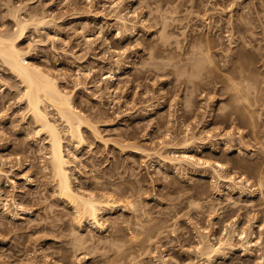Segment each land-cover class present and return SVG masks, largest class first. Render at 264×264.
<instances>
[{
    "label": "rangeland",
    "instance_id": "374dc122",
    "mask_svg": "<svg viewBox=\"0 0 264 264\" xmlns=\"http://www.w3.org/2000/svg\"><path fill=\"white\" fill-rule=\"evenodd\" d=\"M162 5L153 0H0V31L15 29V11L20 18L46 16L47 24H30L21 40L22 47H31L28 60L58 76L77 108L99 126L101 138L83 127L87 143L73 149H79L73 159L75 186L124 189L113 192L118 208L109 219L122 223L115 237L112 221L103 231L86 222L81 232L92 239L76 249L71 210L52 193L45 168L46 134H35L36 124L20 98L23 86L0 62V194L11 209L16 200L30 210L13 219L0 207V264H209L197 251L199 237L216 243L233 229H246L258 245L243 251L242 241L235 239L233 248H224L225 258L212 264H264L259 258L264 256V190L250 198L249 185L244 195L230 191L209 168L176 169L132 147L158 150L162 140L178 146L160 152L177 157L184 140L195 135V147L188 149L195 157L220 161L221 174L256 183L253 172L259 163L264 166V0H167ZM119 12L127 15L129 29L116 21ZM163 21L168 43L164 51L149 49L161 46ZM237 23L249 29L237 30ZM207 42L213 64L203 56ZM235 95H260L251 117L242 113L245 101ZM48 110L56 118L55 110ZM209 134L214 137L205 139ZM241 136L253 150L235 145ZM202 142L214 146L217 155ZM127 200L135 205L127 206ZM149 215L163 227L161 234L141 245H124L131 235L125 221L137 218L142 224L152 219Z\"/></svg>",
    "mask_w": 264,
    "mask_h": 264
},
{
    "label": "bare ground",
    "instance_id": "6f19581e",
    "mask_svg": "<svg viewBox=\"0 0 264 264\" xmlns=\"http://www.w3.org/2000/svg\"><path fill=\"white\" fill-rule=\"evenodd\" d=\"M153 1L158 2L159 6L162 7V9V4L167 2V0ZM117 6L118 5L114 7ZM119 13L120 14L117 13V15L115 16L116 21H118L119 24H121L122 26H125L127 29H129L128 23L130 21L127 19V15L121 12ZM38 16H35V14H29V17L27 18L26 16L20 18L21 16L19 17V15L16 14V11L14 12L15 29L11 31L8 29H1L0 31V62H2L4 66H7V69H9L11 73H13L18 78V80L23 86L20 98L22 100H25L27 112L31 115L32 119L36 124V128H34L35 134L38 136L43 133L46 134V137L44 139H46V142L48 143L47 159L49 166H45V168L49 167L50 169L49 173L52 183V193L57 195L56 199L58 201L63 204L67 203L66 205L70 208V215L72 216L74 222L73 224L76 227H74L76 233L75 231H73L75 234L72 236V242L74 243L76 249H81L86 242L92 239L90 238V236L85 235L84 232H81L83 225L87 222V224L93 229H100L101 231L105 230V222L110 220L109 217H111V214H114L116 208H118V206L116 205L117 200L114 197V193L122 194L124 189L118 186L111 187L106 185L102 187L96 185L97 190L95 191L97 192H95L94 190L92 191V189L89 190L85 188H80L78 186H75L74 184L73 176L76 175V171L73 167L74 160L77 159V152L79 149L75 148V151H73V149L75 146H82L87 143L83 127H88V129H90L89 131H91V133L93 132V134H95L96 136H100V130L98 129L99 126H96L97 123L94 124L92 121H90L91 119L88 118L87 115L83 113V111H81V109L79 110V108H77V105H75L74 102V94L72 95L70 92H68V90L66 91V89L61 86L60 79L58 78V76H56L49 69H45L28 60L31 47L30 49H28L22 47L21 45V40L24 39L26 33L28 32V27H30V24H33L34 26L38 24L40 26L49 22L45 18L46 16ZM162 24L163 25L161 31L163 34V40L161 46L157 48V45H151L149 46V49L156 48L155 50L159 49L162 51V49L166 46V43H168L169 30L167 29V23L166 21H163ZM242 24L243 25H237L239 27L237 28V30H241V28L245 30L249 29L246 23ZM29 45L31 46V44ZM201 47L202 45L198 46L199 49ZM202 52L204 53L203 56H205V59H207L210 64H213L211 63L213 61V57L211 55L210 42L209 44L207 42ZM245 76H247V74ZM246 79L247 77H245V80ZM261 80H263L264 82V75H261ZM258 96L260 95H237L238 98H236L235 95V98L236 100H238V102L240 101L239 99L242 98L245 101H243L245 105L242 106V113L244 112L245 115L247 114V116L251 117L252 113L255 111V107L258 102ZM49 107H52L53 110H55L54 112L56 113V118H53L51 116L48 110ZM58 121L61 122L62 127L60 123H58ZM252 125L253 126H251V134L254 139H256V131L253 128L255 125ZM188 129L190 128H186L187 132ZM64 134L67 135L68 144H66V135ZM228 134L230 135V133ZM170 136L171 133L168 132L167 137ZM101 137L102 135L99 138ZM213 137V134H209L205 139H210ZM244 137L245 136H241L239 140L236 139L234 141L235 145H237L239 148L246 149L249 148V146L242 141ZM195 140V135H192V137L189 139H185L183 142V144L185 145L183 146V151L180 155L178 154L177 157L176 154L172 157L167 155L165 156V154H162L160 152V149H163L164 147H167L169 145L178 146L174 143L172 144L170 142H164L162 140V143L160 145L161 148L158 150L153 148L149 149L148 147L138 145L132 147H134V153L140 154L142 155V157L146 158L155 154V156L157 155L161 157L162 160H165L166 162L168 161V163H172V165L175 166L176 169L184 168L186 165L200 166L202 168L207 169L209 168L213 172L212 178L218 177L220 180L227 182V189L230 191L237 190V192L244 195V193L247 192L245 191V188L247 187V185H249V187H253V191L247 192V196H249L250 198H253L255 196V190H264L263 162L262 165L261 163H259V165H257L253 172V175L256 179V183H250L248 179L242 181V179H238L235 176H232V174L223 175L221 174L224 168V164L222 162L216 161L212 163L208 159L204 160L201 157H195L194 154L188 150L189 148L195 147ZM224 141L223 143L225 144V146H227L226 149L230 151L229 148L231 146H229L227 141ZM125 145L124 148H126ZM242 145H244V147H242ZM206 146L207 145L202 142L201 147L203 148ZM181 147L182 146H180V148ZM66 149L68 152H66ZM205 149H208L210 152H213L215 155H217V149L214 148V146L211 145L209 147L208 145ZM249 149L253 150L252 148ZM233 150H236V148H233ZM200 175L202 177H206V170L202 171ZM251 201H253V199H251ZM132 202L133 200H129L128 202H126V205H135V203ZM12 205L14 209H11V205L9 204V202L6 201V199L2 200L0 194V207L4 208L5 212H7L13 219H17L19 214H22L23 212L30 213V210L26 209L22 204L16 202V200L12 202ZM127 206H125V208ZM119 210H122V208ZM151 218L152 219H150L149 221L145 220V223H148L150 227H148L147 225V227L145 226L144 220L142 218L140 219L141 221L143 220L142 224L141 222H139V220L136 221L137 218L135 221H133L132 219L125 221L128 222L126 226L128 229L131 230V235L130 238L126 240L124 245L128 247H131L133 245H141L142 243H144L147 237L149 238L151 236L153 237L155 235L158 236L159 234H161L163 227L157 224L156 220L153 217ZM119 220L120 219L118 217L112 218L110 220L113 223L112 237H115L116 232L122 228V223ZM140 224L142 226H140ZM138 225L141 229H143L142 231L134 230L133 227H137ZM247 236L248 235L246 229H242L240 231L238 229H233V231H227L226 236L224 238H221L216 243L211 242V240L207 236H200L197 242V251L198 253H200L201 256H204L207 261H209V264H212L214 260L218 258H225V255H223V251L225 250L224 248H226L227 246L233 248L235 245V239H240L242 241V243H240V247H242L243 251L245 250L249 252L253 250V247L257 246L258 242H256V239H248ZM117 250H122V246H118ZM44 257L47 256L44 255ZM259 258L262 260L264 258L263 254H261Z\"/></svg>",
    "mask_w": 264,
    "mask_h": 264
}]
</instances>
